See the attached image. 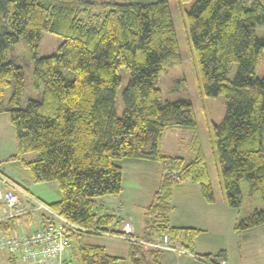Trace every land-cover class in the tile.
<instances>
[{
	"label": "trees",
	"instance_id": "trees-1",
	"mask_svg": "<svg viewBox=\"0 0 264 264\" xmlns=\"http://www.w3.org/2000/svg\"><path fill=\"white\" fill-rule=\"evenodd\" d=\"M94 7L102 13L84 22L81 16ZM183 25L201 93L224 99V118L212 125L211 134L226 205L241 206L243 181L263 203V209L238 216L234 230L264 226V77L255 75L264 53V37L256 33V28L264 32V0H196L184 12ZM42 32L63 40L54 54L38 58ZM19 40L34 52L32 80L41 86L40 99L28 100L23 108L19 105L24 74L6 55ZM181 63L169 0H0V114L7 113L14 130L15 154L10 160L37 153L25 168L35 182H56L61 192V200L47 206L90 232L69 236L71 252L62 264H121L102 246L83 242L86 235L123 236L121 240L129 243L130 264H163L162 253L170 251L147 244H161L164 237L186 255L193 251L201 230L169 225L174 189L189 180L208 205L214 203V194L191 102L161 99L160 74ZM232 64L237 68L229 80ZM122 69L129 78L118 117L115 98ZM10 84L13 91L5 108L4 90ZM168 129L193 132L190 161L162 154L163 132ZM123 159L160 167L137 238L121 230L108 232L105 227L118 225V217L105 214L103 208L96 213L98 198L122 192L123 170L116 161ZM29 214L0 219V238L16 234L18 220ZM156 235L160 241H154ZM224 255L220 251L202 258L222 264ZM1 257L8 264H26L5 252Z\"/></svg>",
	"mask_w": 264,
	"mask_h": 264
},
{
	"label": "rangeland",
	"instance_id": "rangeland-1",
	"mask_svg": "<svg viewBox=\"0 0 264 264\" xmlns=\"http://www.w3.org/2000/svg\"><path fill=\"white\" fill-rule=\"evenodd\" d=\"M195 1L190 0L188 3H181L179 0H169L182 63L164 69L160 74L158 87L163 102L184 99L191 102L193 106L196 120V135L199 138L210 176L214 204L208 205L205 203L199 194L198 186L187 180L174 189L171 201L174 212L169 216L170 222L172 225L199 226V228L204 229L201 246L213 252L212 254L220 251L226 252L229 258H232L234 264H264L263 256L260 254V252H263L264 240H262V243L256 244L255 240L252 242L253 238H249V242L251 243L248 245L252 246V248L246 249L248 254L240 258L244 253V250L240 252L238 248V245L241 243L238 239L240 232L233 231L238 221V216L241 219L251 214L255 209H263L260 194L251 192L248 183L243 181L240 182L241 206L238 209H232L225 202L217 155L211 134L212 125L220 124L224 118V99L222 96L215 98L206 97L201 93L199 81L197 83V78L192 68L187 30L183 25V14L191 8ZM101 13L102 10L100 8L94 7L83 14L81 18L84 22L90 23L93 21L94 15ZM256 33L259 37H264L262 29L256 28ZM62 40V37L58 35L42 32L37 45L36 56L41 58L54 54L62 43ZM6 55L7 59L19 66L24 74L23 93L19 107L23 108L28 100H39L41 97V86L36 87L32 80L35 55L30 46L23 40H19L16 44L7 48ZM236 68L235 64L231 65L227 73L229 80L233 79ZM255 75L258 78L264 77V53H262L258 61ZM120 78L121 83L115 98V113L118 117L123 112L121 94L128 82V72L122 69L120 71ZM12 91V84L4 90L5 108H8V101ZM7 117V113L0 114V177L6 178L21 188L26 189L36 196V198L39 197L46 205H52L60 201L61 192L56 182L37 183L33 180L30 171L24 166L25 162L36 160L38 157L37 153L26 154L20 160H10V157L15 154V139L14 130L8 122ZM192 136V131L165 130L161 144L162 154L165 156L182 157L185 161H190L193 158L190 145ZM116 164L123 170L122 192L118 196H104L96 200L98 206L96 213L100 214V210L103 208L102 210L105 214H114L118 217V225L113 223L105 227L108 232H120L124 220L133 224L132 222L140 219L139 216L144 213L145 206L151 201L160 178V167L154 162L123 159L116 161ZM6 188L8 186L2 184L0 181V190H6ZM33 215L35 218L42 217L41 212H35ZM35 225H28L29 230L27 231L34 230ZM263 228L264 226H259L257 229L261 230ZM20 230L17 234H20ZM157 239L158 236H154V241ZM82 240L83 242L97 245L103 244L107 248V252H120L119 254H123L125 247H128L127 242L121 241L118 238L86 235L83 236ZM120 256L123 257L121 264H130L126 253ZM5 259L1 257L0 264H8ZM70 264H77V262L71 261Z\"/></svg>",
	"mask_w": 264,
	"mask_h": 264
},
{
	"label": "built area",
	"instance_id": "built-area-1",
	"mask_svg": "<svg viewBox=\"0 0 264 264\" xmlns=\"http://www.w3.org/2000/svg\"><path fill=\"white\" fill-rule=\"evenodd\" d=\"M0 181L8 186L6 190H0L1 220L22 216L33 211L42 213V226L40 228L26 233H16L7 238L1 237L0 252L10 254L19 262L26 264H62L71 252L69 236L74 233L88 231L65 220L39 199L7 179L0 177ZM101 235L109 238L125 239L123 236L112 234ZM130 241L135 240L130 239ZM147 245L155 249L186 255L185 251L168 245L166 237L163 238L161 244L149 243Z\"/></svg>",
	"mask_w": 264,
	"mask_h": 264
},
{
	"label": "crops",
	"instance_id": "crops-1",
	"mask_svg": "<svg viewBox=\"0 0 264 264\" xmlns=\"http://www.w3.org/2000/svg\"><path fill=\"white\" fill-rule=\"evenodd\" d=\"M34 197L36 198V196H34ZM37 199H39L41 202L44 203V201H42L39 197H37ZM172 199H173V196H172ZM209 210H211V209H209ZM35 212H40V211L29 212L30 213L29 216H26V217L24 216L23 218L18 220L16 231H15L16 233L19 232L20 229L22 230V231L20 230V234L28 232L27 231V230H29L28 225L30 226L31 224H34V225L36 224L34 226V228H35L34 230H36L42 226V223H41L42 217L39 216L38 218H35L33 215V213H35ZM172 212H174L173 206H172V211L170 212V214ZM170 214H169V216H170ZM41 215H42V213H41ZM128 215H129V217H131L130 214H128ZM1 216H2V211H1V207H0V218H1ZM139 217H140V219H137V220H135V222H132L133 224L124 220L121 231L126 232V230H127L128 233H131V235H133L136 238L141 236L142 235L143 213ZM130 221H132V220L130 219ZM169 225L170 226H177V227L196 228V229H200L201 233L197 236V238L194 242V246L192 249L193 251L191 253L188 252L189 255H179V254L170 253V252H163L162 257H161L163 264H209L210 263L209 262V261H211L210 259L202 258L205 255H209L210 257H212V255H214V254H212L213 252H211L210 250H208L204 246H201V239L203 238L202 236H203L204 231H205L204 229L199 228V226L192 227V226H183V225H172L170 222V217H169ZM260 227H263V226H260ZM257 228L258 227L250 229V230L245 231V232H241L238 235V239L241 242L238 245V248H239L240 252H243V250H244V253L241 255L242 257H240V258H243L244 255L248 254L246 249L252 248V246L248 245L251 243V242H249V238H253L252 242L255 240L256 244H260L263 242L262 240H264V228L261 230L257 229ZM233 231H235V230L233 229ZM119 240H121V239H119ZM157 241H159V239L156 240L155 242H157ZM99 246H102L105 249V251L107 252V250H106L107 248L103 244H100ZM128 248H129V243H128V247H125L126 252L124 251V253H126L127 255H128ZM262 249H263V252H260V254L263 256L262 258L264 259V246L262 247ZM262 249H261V251H262ZM107 253L110 255H113V256H117L120 259H123V257L120 255H124V253L119 254L120 252H107ZM221 259H223L222 263H224V264H234L232 258L230 259L226 252H225L224 257H222ZM240 260L242 261V259H240ZM220 262H221V260L220 261L217 260L216 263L220 264Z\"/></svg>",
	"mask_w": 264,
	"mask_h": 264
},
{
	"label": "bare ground",
	"instance_id": "bare-ground-1",
	"mask_svg": "<svg viewBox=\"0 0 264 264\" xmlns=\"http://www.w3.org/2000/svg\"><path fill=\"white\" fill-rule=\"evenodd\" d=\"M129 234V233H128ZM129 237V236H128ZM134 238V236H132ZM132 239V238H131Z\"/></svg>",
	"mask_w": 264,
	"mask_h": 264
}]
</instances>
